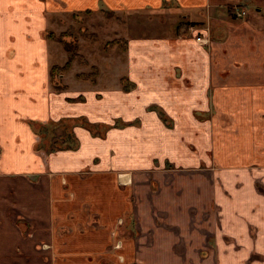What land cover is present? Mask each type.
I'll list each match as a JSON object with an SVG mask.
<instances>
[{
  "label": "crops",
  "instance_id": "0c3cea01",
  "mask_svg": "<svg viewBox=\"0 0 264 264\" xmlns=\"http://www.w3.org/2000/svg\"><path fill=\"white\" fill-rule=\"evenodd\" d=\"M60 1L0 0V264H264V0H115L194 17L55 90Z\"/></svg>",
  "mask_w": 264,
  "mask_h": 264
},
{
  "label": "rangeland",
  "instance_id": "374dc122",
  "mask_svg": "<svg viewBox=\"0 0 264 264\" xmlns=\"http://www.w3.org/2000/svg\"><path fill=\"white\" fill-rule=\"evenodd\" d=\"M57 1L59 4L62 3L60 0ZM114 2L115 0H99L100 8L86 9L90 12L74 10L64 15L47 16L48 23L46 30H43L46 31L45 38L50 48V63L63 65L68 58L67 51L59 42L60 40L74 49L88 63L81 65L74 61L71 68L62 73L65 76L63 79H59L61 74L51 77L53 84L63 87L67 83L71 87H78L82 82L75 77V74L80 71L89 72L92 67H95L98 72L97 79L101 78L98 87L107 88L108 83L114 84L118 75L125 72V64H127L126 46L120 42H112L113 40L126 41L125 45H127L128 38L132 37L163 36L165 32L172 36L179 35L180 28L186 27L185 20H191L194 17L192 13L182 17L184 14L163 8L158 10L150 8L145 11L143 9L115 10L109 7V3ZM104 7L106 9H103ZM102 10H108L110 13ZM50 32L53 33L52 36L47 35ZM63 33L64 36H60Z\"/></svg>",
  "mask_w": 264,
  "mask_h": 264
},
{
  "label": "trees",
  "instance_id": "16d2710c",
  "mask_svg": "<svg viewBox=\"0 0 264 264\" xmlns=\"http://www.w3.org/2000/svg\"><path fill=\"white\" fill-rule=\"evenodd\" d=\"M102 11H105L106 13H110V11H108V10H102ZM86 12H90V11H86ZM47 35L52 36L53 33L50 32ZM60 36H64V33L61 34ZM59 42L66 49L68 58L63 65H58V64L51 65V67H50L51 77L54 75H57V74L59 75V74L67 72L71 68V65L74 61H76L78 64H81V65H87L88 64L86 62V60L83 59V57L81 55H79L74 49L69 48L68 45H66L64 41L60 40ZM112 42H115V43L120 42V43H123L124 46H126L125 45L126 41L113 40ZM76 59H78V60H76ZM75 77L81 81L94 82L97 80V77H98L97 68L92 67V70L89 72L88 71H80V72L75 74ZM62 88H65V87L64 86L61 87L60 85L54 86L55 90H60ZM60 125L61 124H56V125H48V126L44 127V129L46 130V137H47L48 142L50 143L51 149L52 148L53 149H59V148H65V147L66 148L74 147L75 146V139L73 138L72 133L69 132L68 137H64L63 134H61L58 131V128L60 127ZM69 128L71 129V124H70ZM20 227L22 229H24L25 228L24 223H20Z\"/></svg>",
  "mask_w": 264,
  "mask_h": 264
},
{
  "label": "built area",
  "instance_id": "2783aa9c",
  "mask_svg": "<svg viewBox=\"0 0 264 264\" xmlns=\"http://www.w3.org/2000/svg\"><path fill=\"white\" fill-rule=\"evenodd\" d=\"M243 14H244V12H239L237 15H243ZM197 39L199 40L200 38L197 37Z\"/></svg>",
  "mask_w": 264,
  "mask_h": 264
}]
</instances>
